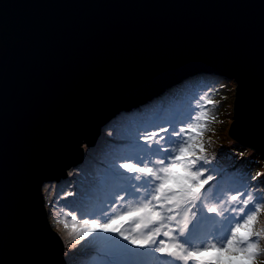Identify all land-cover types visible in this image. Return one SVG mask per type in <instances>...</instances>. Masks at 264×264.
I'll return each mask as SVG.
<instances>
[{"label": "water", "instance_id": "obj_1", "mask_svg": "<svg viewBox=\"0 0 264 264\" xmlns=\"http://www.w3.org/2000/svg\"><path fill=\"white\" fill-rule=\"evenodd\" d=\"M261 5L0 0V264H57L65 242L44 185L88 159L121 112L193 75L235 82L228 134L264 153Z\"/></svg>", "mask_w": 264, "mask_h": 264}, {"label": "snow or ice", "instance_id": "obj_2", "mask_svg": "<svg viewBox=\"0 0 264 264\" xmlns=\"http://www.w3.org/2000/svg\"><path fill=\"white\" fill-rule=\"evenodd\" d=\"M261 25L264 30V5ZM201 99L200 110L186 118L136 127L125 145L107 153L102 173L85 177L76 192L67 193L85 205L84 217L92 216L73 227L77 243L106 234L99 264H264V228L257 227L264 213V180L259 179L264 172L234 189L218 187L217 194L206 188L212 181L219 184L204 144L208 124L215 120L207 106L217 101ZM32 179L39 188L42 173ZM100 190L110 191L124 208L116 214L88 211L87 202ZM129 222L133 227L125 226ZM80 252L73 244L57 264H76Z\"/></svg>", "mask_w": 264, "mask_h": 264}, {"label": "rangeland", "instance_id": "obj_3", "mask_svg": "<svg viewBox=\"0 0 264 264\" xmlns=\"http://www.w3.org/2000/svg\"><path fill=\"white\" fill-rule=\"evenodd\" d=\"M221 84L226 85V87L221 88ZM234 88L235 82L232 79L221 77L216 80H209V78L199 74L194 78L191 77L187 85L183 86L180 84L172 97L164 99L161 104L150 106L149 108L144 107L141 112L139 111L135 114H129L127 117L121 119L120 123H123L121 126L116 125V123L112 127L108 125L105 126L99 137V140L106 138L103 140L104 144H100L95 149L92 147L94 152L93 155H90L89 148H87L88 159H85V161L90 165V169H88V172L78 171L82 173L81 175H78L80 178L75 179L80 181L82 185L85 182V177L102 173L107 163L108 150L113 147H122L125 145L129 133L136 127L145 126L149 122H163L164 120L175 116L186 118L187 113L193 109L196 111L200 110V106L204 104V100L201 99V97H204L206 99L217 101L215 107L207 106L210 109V115L214 116L215 120L208 124L207 131L204 133V144L207 150V155L212 161L208 167L212 168L214 166L216 168V172L212 174L219 179V184H217L216 181H212L210 182V185H206V188H209L212 194H217V188L224 189L228 181H233V184H231L232 182L228 184L233 185L232 187L229 186L228 189L237 188L241 183H248V176L264 171V153L251 150L256 154H261L257 159H255L256 156H252L249 158L250 160H247V162L252 160L256 161V170L249 169L245 163L246 161L244 162L239 159L238 156H235L236 154L232 153L233 151H236V148L239 152H241L240 148L248 149L232 139L228 134V127L232 121ZM182 126L183 125H181V127ZM109 132L112 133V136H108ZM213 157H215V159H213ZM250 166L253 167V165ZM244 174L246 175L245 179L242 178V175ZM70 175L72 176V173ZM259 179L264 180L262 178ZM72 183L75 184L74 180H72ZM252 183L254 184L255 182ZM48 186L49 184H47L45 188ZM67 191L73 192L71 187H69ZM108 192L111 193L110 191ZM46 194L50 197L51 191H46ZM66 197H69V200H80L79 198L68 196L67 193ZM107 204L113 206L117 213L125 206L123 201H120L116 206L111 202H107ZM60 207H63V205L61 204L60 206L55 207L57 210H55V213L53 212V214L60 212ZM51 215L50 219L54 222L62 221V223L57 225L62 228V234L66 237L64 233V230L66 229L65 223H70L65 221L62 216H60V213L57 218ZM125 226L129 228L133 227L130 222ZM257 227L264 228V213L260 215V224Z\"/></svg>", "mask_w": 264, "mask_h": 264}, {"label": "trees", "instance_id": "obj_4", "mask_svg": "<svg viewBox=\"0 0 264 264\" xmlns=\"http://www.w3.org/2000/svg\"><path fill=\"white\" fill-rule=\"evenodd\" d=\"M197 76V75H196ZM196 76H192L193 78ZM202 76H205L206 78H209V80H216L218 78H221L218 75H213V74H207V73H202ZM190 79L188 78L187 80H185L183 83H181V85H187L188 81ZM178 86H180V84L175 85L173 87H171L170 89H168L163 95L162 97H160L157 101L156 100H152L146 103V105L144 106L145 108H149L150 106H154L157 104H161L162 101L164 99L167 98H171L172 95L174 94L175 90L178 88ZM142 107V108H144ZM142 108H138V109H133L132 111H128L126 113H122L120 114L116 121L108 126L112 127L115 123L118 126H121L120 123L122 118L127 117L129 114H135L137 112H141ZM106 138H103L102 140H99L98 143L94 146V149L97 148V146H99L100 144H104L103 140ZM241 152L238 151V149L236 148V151H233L232 153L236 154L235 156H238L239 159L243 160L246 164L247 167L249 169H254L256 170V161L252 160L250 162H247V160L252 157V156H256L255 159L259 158L261 156V154H256L255 152L251 151L250 149H241ZM87 151V150H86ZM103 151V149H102ZM110 150H108L109 152ZM90 155H93L94 152L92 150V148L89 149ZM233 154V155H234ZM101 155V154H99ZM264 156V155H263ZM250 160V159H249ZM250 165H253V167H251ZM88 169H90V165L87 163V161H85L82 165L77 166V167H73L71 168V170L69 171L68 177L66 180L61 181L59 183H53V184H49V186L47 188V191H51V196L48 197L45 191V196H46V201H47V208H48V212L51 214H53V212L55 213V210H57L55 207L60 206L61 204L63 205V207H60V212H58L57 214H53L51 216H55L56 218L59 216H62V218L69 222L70 224H67L68 227H66V229L64 230V233L66 235L62 237L64 239L65 242V250L67 249H71L73 244L76 245V247L78 249L81 250L80 255L77 257L76 259V264H99V260H100V246L102 245V237L105 236L106 234L104 233H97V237L98 239L96 241H93L92 243H89V240H91V237H89L88 240H82L79 243H77V233L73 231V226H77L80 223H82V217L83 218H87V219H92V216H83V209L85 207L84 204L81 203L80 200H69V197H66V193H68L67 189L69 187H71V189L73 190V192H76L77 189L80 187L81 182L77 181L75 178H80L78 177V175H81L82 172H78V171H87ZM264 172V171H262ZM72 173V176L70 175ZM256 174V173H255ZM254 174V175H255ZM245 174L242 175V178L245 179ZM250 177V176H248ZM262 179H264V177H260ZM72 180H74L75 184L72 183ZM230 182H232L231 184H233V181H228L224 188V190H227L229 186H233V185H228ZM235 182V181H234ZM107 202H111L113 203V205H118L119 204V200L114 199V197L112 196L111 193H109L106 190H100L98 192L95 193V195L87 202V209L88 211L92 212L93 214H95L97 211H99L100 209H105L109 214H116L117 211L116 209L111 206L110 204H107ZM49 215V218H50ZM101 220L104 219L105 217L103 215H101L99 217ZM51 221V219H50ZM52 223V222H51ZM53 225V224H52Z\"/></svg>", "mask_w": 264, "mask_h": 264}, {"label": "clouds", "instance_id": "obj_5", "mask_svg": "<svg viewBox=\"0 0 264 264\" xmlns=\"http://www.w3.org/2000/svg\"><path fill=\"white\" fill-rule=\"evenodd\" d=\"M199 74H202V73H199ZM199 74H197V75H199ZM207 74H212V73H207ZM213 75H214V74H213ZM193 76H196V75H193ZM191 77H192V76H191ZM191 77H189V79H190ZM187 79H188V78H187ZM187 79H185V80H187ZM185 80H183V82H184ZM183 82H182V83H183ZM180 84H181V83H180ZM172 87H173V86H172ZM169 89H170V88H169ZM167 90H168V89H167ZM167 90H166V91H167ZM166 91H165V92H166ZM165 92H164V93H165ZM164 93H162V95H163ZM162 95H161L160 97H162ZM160 97H159V98H160ZM159 98L154 99V100H158ZM152 100H153V99H152ZM152 100H150V101H152ZM145 105H146V104H145ZM145 105H144V106H145ZM142 107H143V106H140V107H138V108H142ZM138 108H135V109H138ZM131 111H132V110H131ZM116 119H117V118H116ZM116 119L112 120L111 122H109V123L106 124L105 126L114 123V122L116 121ZM105 126L102 127V130H103V128H104ZM98 140H99V139H98ZM94 146H95V145H94ZM94 146H92V147H94ZM92 147H87V148L90 149V148H92ZM87 148H86V149H87ZM248 149H249V148H248ZM250 150H251V149H250ZM45 186H46V184L44 185L43 188H45ZM44 194H45V191H44ZM45 198H46V196H45ZM46 202H47V201H46Z\"/></svg>", "mask_w": 264, "mask_h": 264}, {"label": "bare ground", "instance_id": "obj_6", "mask_svg": "<svg viewBox=\"0 0 264 264\" xmlns=\"http://www.w3.org/2000/svg\"><path fill=\"white\" fill-rule=\"evenodd\" d=\"M178 85V84H177Z\"/></svg>", "mask_w": 264, "mask_h": 264}]
</instances>
